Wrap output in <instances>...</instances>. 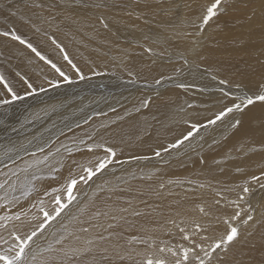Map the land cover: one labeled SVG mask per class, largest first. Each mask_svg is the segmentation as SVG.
I'll list each match as a JSON object with an SVG mask.
<instances>
[{
  "label": "bare ground",
  "instance_id": "obj_1",
  "mask_svg": "<svg viewBox=\"0 0 264 264\" xmlns=\"http://www.w3.org/2000/svg\"><path fill=\"white\" fill-rule=\"evenodd\" d=\"M3 1L4 0H0V14L3 13V16H8V15H4V13H8V14L15 15V16L17 14L19 16L18 14V7L20 6L19 0H12V3L9 2L8 6L7 4H2ZM23 1L26 3H28L29 1V6L34 10L33 11L29 9L31 14L38 13L39 15H43V12L39 10V8H37V5H43L42 2L46 3L47 4L46 6H51L50 8H47L48 9L47 17H48L49 23H52L50 24L52 32L57 33L58 35L56 37L58 39H61L62 42L66 44V46H68V41L65 38L66 33L70 34L71 37L73 36V38H75V44L74 45L71 44L72 47L69 46V49L67 47V50L71 58L74 59L76 62L78 61L77 55L83 53V50L81 48L82 44L80 45V43H83L84 41L87 40L85 37V33L82 30L89 29L91 30V33H94L93 31L97 27L98 30H96L97 32L96 34H98L99 39H102V40L107 39L106 33H104L103 30L99 29V23L96 24V21L99 17L96 13L114 9L108 6L115 5L117 4V2H120V1L115 0V1H111V3H102L103 0L102 2L100 1L98 2V0H89V1H95V3H88V0H87L84 2L85 6H83V2L81 0L80 3H77L76 5L78 6L82 5V6L77 7L76 12H72V8H74L72 7L73 6L72 4L74 3L72 2V0L71 1L70 0H33L32 2L30 0H23ZM138 1L133 2V3L130 2L131 5L127 8L129 9L128 11H131V10L134 11L133 8L135 9L138 8L136 7V5L139 6V4L137 3ZM161 1L163 2L165 0H161ZM229 1L231 3H237L240 0L239 1L229 0ZM145 2H147V0H145ZM162 2L158 1V3H162ZM150 3H152V1ZM126 4L124 5L126 6ZM176 4L177 6L180 4V6L178 7L182 10L183 5H181V2L178 1ZM11 5L12 7H10ZM117 7L119 8V6ZM123 7L120 6V9ZM262 9H264V6H262ZM181 10H178V11H181ZM234 10L230 12L229 9H225V14L231 20L233 18L232 16L236 14L244 13L243 11L244 9L242 8L237 9L238 10L237 12ZM115 11H117L118 13L120 12V10H115ZM219 11L217 12V14L219 13ZM121 12L123 13L126 12L125 8L121 9ZM127 14L131 15V13L129 12ZM217 14L213 19L210 20V22L212 23L211 32L207 33L205 31V33H203L204 35L208 36L207 38L209 39L210 42L206 41L205 39V46L203 45V48L201 49L202 47L201 44L203 43L200 40L203 38H199L197 41V44H198L197 46L198 48L196 47L197 50L195 51L191 50L190 56L192 57V60L187 59V57L181 55L182 59L178 58L176 60L180 62H176L172 64H164L165 63L164 57L158 55V57L160 58V60L158 61L159 65H155L156 63L152 59H150L149 56H145L141 51L139 53L138 51L140 49L136 48L138 49V51H136L138 52V54H136L135 56L131 58L130 64L128 63L126 65L124 64L125 66L123 67L118 65L120 62H117L115 64V63H112L114 61L110 62V60L94 61V65H95L94 68L97 72L101 70H108V71L112 70L113 73H116L117 71L123 74L124 78L129 79L127 83H124V85H117V83H104L105 84L104 85L103 83H97V82L93 84L92 82H90V78H93L95 76H91L88 78V75L90 76L93 73H96V71L92 68L91 69L88 68L86 64L79 65V68L82 71V75L84 78L83 79H81L80 77L77 78V75L74 74V72H72L73 71L72 65H70V70H69L65 64V61H66L65 55H67L68 60H71L68 54L64 52L63 60L58 59L59 57V56L57 57L58 51L53 46L59 47V45H57L58 43L56 44L54 42L56 39L51 33L48 34L50 36L49 39L45 38L46 41H44L42 38L36 37L26 27H20V32L29 41L34 43L39 48L38 49L39 51L45 54L43 55L44 59L48 58V59H52L53 61H55V62H50L52 65L56 64V61L59 62L57 63V65L59 64V66L56 65L57 68H62L64 71H66L64 73L68 75L69 78H71L70 83L64 82L63 84H60V86H58L57 88L54 86L55 88L52 91H48V92L46 91L43 93H36V92H38L37 91L38 89L39 90L41 88L45 89L46 87H50L51 85L55 83L63 82L62 81L63 79H61V77L59 76V73L57 71H55L54 73V71H51L46 66H38L39 68H33L29 70L30 68H29V65H27V63L32 64L33 62L36 61L35 56H33L32 52L25 50L24 47L22 46H25V47L27 46L20 44L16 40H13L11 36L5 37V36L0 35V75L4 76V78L11 85L15 87V89L18 91L20 96L22 94L25 95L31 91V94H28V96L26 95L27 97L21 96L23 97V99L14 101L9 105H4L5 107L4 106L3 107H4V110L6 109V113L11 112V111L15 112V110H17L20 114V118L26 121L29 120L30 118L34 119L36 115L39 116L42 113L45 114L47 117L50 116L51 114L61 113L64 116V121L70 122L71 121L70 116L67 115V108H69L68 105L74 103V106L76 108H79L80 105H82L81 103L83 101H89L88 103L86 102L84 103L87 105H90V107L87 108L86 113H79L74 118V120L77 123H80V119L89 112L88 117L90 118V120L87 121L88 123L83 122L84 124H81L82 125L81 127L76 126L73 129L66 132L65 134H63L60 131L56 132L55 134L50 132L51 137L46 136L45 140L43 139L41 140L40 138L39 140H37V144L38 145L41 144V148L44 147L45 144L49 145L50 147H48L47 150L35 156H26V157L25 155L28 154L29 152L25 150L22 156L20 157L21 159L18 156L14 155L12 152L10 155H8V156H11L13 159H16L15 160L16 162L15 164H12V162L9 161L10 162V166L8 167L9 170L0 172V173L2 174L8 173L10 176V179H8V182L11 183V181L15 179L14 177L11 176V172L15 171L18 173L17 175H19V177L21 178L25 177L26 181L28 182V184L24 183V185H22V186L28 187V189H26L25 191L26 196L19 200H14V202L1 197L2 194L10 193V190L14 189V188L9 187L10 185L9 183L5 185V187L3 188L4 190L2 192L0 191V198H1L0 216H4V215L14 216L15 214L19 213L21 217L20 220L18 221L12 220V221L5 222L7 223L9 230L12 229L13 226H16V224H21L23 232L24 231L26 232V230L28 232L32 230L31 228H33L34 226L30 224V221H31L30 219H31V216H33V214H35L36 211L41 213L40 210L43 208V212L46 211L50 213L53 209L56 210L57 208H59L60 205L56 203V197L57 196L60 197V204L61 203L63 204L65 200H67L68 193L66 190V182L69 180L70 175L76 177L79 180V176L85 174L83 173L80 165L83 164V165H87L90 167L95 166L98 160L103 159L107 155L105 151L106 148H111L116 153L114 157H111L112 162L110 163V165H107L106 168H104L102 171L98 172L95 176H93L91 180H88L87 182L88 184L83 181H79L77 185L73 188L72 196L73 197L78 196L79 198L83 194L85 189H86L85 192L87 194H90V196L96 195L100 191H108V192L105 194H103L102 192H100L102 194L98 193L96 195L97 197L95 198V200H92L91 203H87L86 200H84L85 203L80 205V208L74 209L73 212H69V215L71 216V220L69 222L67 221L66 223L61 224V226H63L64 229L57 230L56 228L57 224L54 223V225H48L46 229L44 228L46 230V232L44 231L45 234L42 232L44 236H48V238L51 237L53 234L52 238L54 240H57V238L58 239L64 238L67 242L68 240H70V237L74 239L75 241H77V238H80L82 235L88 236V238L87 237L84 238L86 239L85 242L88 243L86 247H83L81 249L73 248L71 250L74 254L78 256V262L76 264L88 263V261H90L93 257L90 256L89 254L81 255L80 253L81 252L86 253L87 250L92 249L94 247H97L98 249L105 247L106 252H107L106 258L109 262L101 261L99 263H96V261L93 260L89 264H111V258L109 255L113 254L115 245L119 244L118 240L120 236L118 235V233L119 231H121V229L117 227V223H118L117 218L112 217L114 212L118 213V215L122 218L126 226L130 227L135 232L136 235H140L143 239L146 238L148 240H151V242H162L161 240L167 242L166 241L167 238L170 237L171 242L178 243V244L181 243V246L183 245L187 247V246H190V244L193 241L200 242L198 233H201L202 231H204V230L197 231V229L192 227L195 224L191 223L187 219H190L192 215L207 213V212H202L200 210L201 208L205 207L204 204L201 203V200L205 199L204 197H207V196L215 197L213 195H208V194H211L220 188V184L216 180L222 177L224 173L218 174L215 170L220 169L222 167H226V166H228L229 169L231 167H237L238 169L241 168L242 169L240 170L241 175L234 176V177H239L241 187L246 182L249 183L250 187L259 185L258 183H251V178L253 176L261 177V180L264 181L263 180L264 177H262V174L264 175V168L260 169V164L261 162L264 161V155L253 157V155H258L260 153L259 151H262L261 149H264V121H263L264 119H260L264 115V103H260V104L255 103L254 105L249 106L247 109H245L243 116L241 117V120L238 117H236L240 121L239 125H237L238 127L236 126L235 128L236 130L231 132L233 128L232 129L229 128V132H227L229 134H226L224 136H220L222 135L220 133L222 132L224 133V131L227 129L225 128V126L222 127V124L225 123V121H227V125L229 124L232 118L230 115L232 113L228 114L227 116L223 117L222 119H220L219 121L215 123L210 122V124H208L209 123L208 121L217 115L216 114L217 110L215 111H212V110L216 109L218 104L222 102L220 101L221 99H225V103L221 108L230 106L234 102L233 99L225 98L223 96L218 95L217 93L219 92L215 91V89L223 88L224 90L229 92L232 95V97H234L236 95H243L239 92L241 90V86L245 85L244 87L248 88L253 94L258 90L259 85L262 82H264V68H263L264 49L259 50L257 48V44L255 43V33L250 32L248 33V35L246 33L243 35H239V37L241 36L240 43L238 41L234 42L235 40L234 38L236 35H233L230 30L231 24L226 23L225 18L221 15L217 16ZM132 15H134V13ZM123 16L124 15L122 14V17ZM262 17L264 18V10L262 13ZM69 20H71L77 27L71 25ZM120 20L121 19H119L118 23H120ZM257 20L259 22H262L261 19L257 18ZM103 21L105 23V20ZM11 22L12 21H10V23ZM2 23H3V20L1 19V15H0V32H3V31L11 32V30L1 26ZM146 24L147 25L145 26H148L150 28L149 30H151L154 33H155V29L157 28H161L163 30L157 33L158 37L157 35L151 34L150 31L145 32L144 30H141V31H144L142 34L139 32H135V34H139L141 37L148 35V38H149L148 40L155 42L156 46L159 44V42L164 43V44L169 43V35L164 32L165 28H163L162 25L160 27V25H158L157 23L151 24L150 21L147 22ZM234 25L236 26V24ZM140 26H143V25H140ZM177 27H178L177 24L173 25L174 31H176ZM180 28L178 29L181 30ZM12 31H15L16 34L19 35L15 29H13ZM260 32H261L260 35L264 36V28H262ZM39 33H42V32L39 31ZM170 33H173V32H170ZM60 34H63V36L60 37L59 36ZM87 34H90V33H87ZM80 35L82 37H80ZM215 39L216 41H214ZM3 42H8V45L4 47ZM134 42L137 45L140 44L142 47H147L146 45L143 46L144 43L139 42V38H136L135 41H132V43ZM233 42L238 44L236 48L232 47ZM50 43H53L54 45L52 46ZM178 44L179 45L170 44V46L172 48H177V47L180 48L184 46L181 43H178ZM242 44H246L248 47H250L252 50L255 51L254 53L255 58L253 62L251 63V66L249 67V69H245V70L229 69L233 59H240V58H237V56L243 53ZM131 46L136 47L134 45H131ZM147 48H149V46ZM184 51L188 55L189 50L188 51L184 50ZM110 55L112 56V53H110ZM177 56L178 54L176 55V57ZM44 59H41V60L44 61ZM168 60L171 61L170 59ZM36 62L38 65H40L38 60ZM202 66H204L207 70L204 69ZM98 67H100L101 70H97ZM38 69L42 73L40 77L41 79L37 76H28L27 78V84L31 83L33 86V89H35V91L33 92L32 90L28 89L27 84L23 82L22 78L20 79L17 78L16 74L23 75L26 72L32 73V72L37 71ZM178 71H181V72H178ZM185 71L187 72V74ZM205 71H209L211 72V74L205 75L203 73ZM170 75H174L172 77L174 80H177L178 78H184L183 80L189 81L190 84L193 83V86H189V87L184 86L186 87V89L183 90L181 89L182 84L177 81L178 84L176 83L175 85L170 86V87L167 86L168 87L167 89H164L163 86H162L163 89L161 90L151 89L152 85H150V83L152 82L157 83V81L167 78ZM75 79H80V80H75ZM139 80L145 81L146 83L141 84L142 82L140 83ZM220 80H227L229 81V84L221 85L219 83ZM76 81H79V82L77 83ZM137 82L140 84H137ZM91 84H93L94 86H91ZM236 85H239V87H236ZM190 87H198L199 91L195 92L191 90ZM201 89H204L205 93H207L202 96L204 97V99L206 98V99L211 100V102L208 104L211 105L212 108L208 109L206 108V105H202L205 111L201 113L193 112L189 114L190 121L186 125L175 124L174 122L178 123V121H174L175 120L174 113L178 115V112H179L178 105H180V103L185 99V96H184L185 93L195 95V96H201V93H203ZM2 90H3L2 86H0V91ZM250 91H248V94L252 95L250 94ZM107 92H110L113 97L111 98V96L107 94ZM152 93H156L154 94L155 96L154 95L151 96L145 102L142 101L144 99L146 100V97ZM114 97L116 101L119 100L121 103H124V105L121 104L120 105L121 108L119 109L117 106L114 109H106L103 105L105 103L107 104L108 100L106 99L111 98L112 100ZM96 99H98L97 102H95ZM128 100L130 101L129 105L125 104V102ZM205 102L207 103V101ZM191 103L193 104L194 102L192 101ZM11 115L12 116H9V117H12V120L10 122L13 123L14 120L16 119L18 120V117H15L18 114H11ZM40 120L42 121L43 119H40ZM200 123H203L201 124L202 126L201 128H199L198 130L195 129L197 131L194 130L191 133V135L187 137V139L180 141L178 144L172 146L166 152V156L169 157V160L167 161H170L168 162L170 164H167V162L163 161L161 158H155V159H152L151 161L149 157H144V156H147L148 154L155 153L156 151H153V152L151 151L153 148L154 150H158L162 148L163 146L166 147V145L174 143L176 140L180 139V137L185 135L189 130H191L194 126L198 125L199 127ZM233 125L235 126L236 124L234 123ZM99 128H102V129L105 128L106 130L105 132H102L101 134H98V135L96 134L97 135L96 138L87 145V143L83 141V138L89 135L92 131H96ZM62 130H65V129H62ZM203 130H206V131H203ZM14 131L16 132V130ZM200 134H201V139H197V137L200 138L199 136ZM56 136H57V140L55 139L54 141V138ZM190 139H192L191 141L195 146L192 149V151L195 153L192 152L193 154L191 156H187L188 158L186 157L187 160H182L181 162L179 161L180 162L179 164L174 163L175 160L171 161L174 159L173 155H175V153L178 154L177 150L180 147H184L185 143H187ZM155 140H159L160 142H158L156 145H154L151 148L152 143ZM68 143L69 145L66 148H62ZM21 144L23 143H20L18 145H21ZM71 144H74V146H71ZM89 146H92L91 151H89ZM238 146L241 147V150L244 153L242 155L243 157L246 156L245 158H242V159L236 158L237 156L233 154V152L238 151ZM253 146H257V147H255V149H253L251 153V150L249 149V147H253ZM53 149H55V151ZM257 149L258 151H256ZM188 151H191V150H188ZM239 155L240 154L238 153V156ZM46 156L49 157V162L41 161V159ZM163 156H165V154H163ZM224 156H230V159L232 161L223 163ZM50 157H54V158L52 159ZM122 158L123 159L130 158V159L127 161L119 162V160ZM37 160L41 162L36 164V166H34L37 168L32 174L27 176V173L29 170L21 171V169L25 168L26 165L29 164L28 163L29 161H37ZM113 161H117L119 164L113 165L112 164ZM152 164L157 165V166L152 168ZM140 165H142L141 167H143V171L140 170L141 173L136 174L134 171H136L137 167H139ZM159 165H161V167H158ZM127 167L131 168V172L133 175L127 174L126 177L122 180L121 175ZM111 172L113 173V175L114 174L115 175L113 177L108 178L105 181L104 187L100 186L103 184V182H101L100 180H103V177L109 175L108 173H111ZM147 173L151 174V177L149 176L150 179L147 181L141 182L140 181L141 176L144 177L145 174ZM129 175H132V176H129ZM0 179L5 180L6 177L0 176ZM171 179H181V180H185V182L187 183L196 181V182H199L200 184L199 186H194L192 184L191 185L183 184V187H186V188L193 187L194 190H184L183 192H176V193L168 192L169 194L174 195V196H170L167 194L162 195L161 192L164 191V187H161L160 184L165 185L166 182L168 180L171 181ZM4 180L2 182H4ZM118 180H120L122 184L117 183V185H113V183ZM124 182L125 183L129 182L130 184L127 185ZM29 183L31 185H29ZM84 183L86 185L85 189H81L82 184ZM175 183L177 184H173L174 186L178 185L180 182H175ZM146 184H150V185L145 186ZM106 188L108 190H105ZM14 190H16V192L14 193H18L17 189H14ZM27 190L29 191L31 190V192H28ZM53 190H57V191H53ZM150 192H156L157 194L156 197L150 195L151 194ZM263 195L264 194H262V196ZM90 196H86L87 200L88 198H90ZM142 197L147 198L148 201H145V202L140 201ZM41 201L43 203H41ZM10 202H13V203H10ZM53 202L56 204L53 205ZM1 203L8 204L6 207L9 209L7 208L5 209L2 207L3 209L1 210ZM153 204L159 207H162L163 211L161 212V210L158 209L157 207H152V208H156L157 210H153V211L149 210L150 206H153ZM96 205H99L100 208L99 207L96 208ZM95 208L99 210H95ZM93 210H94L93 212L94 214L92 216H94L95 218H98V220L95 219L96 223L103 224V222L105 221L108 222V229L110 233L107 236V242L102 243L101 245H98V242L96 240L89 238V236H101V235L94 234L93 232L88 233V231H84V229L86 228L85 223L89 222L88 221L89 219H85V215L91 214ZM64 215L66 216L67 213L65 212L63 216ZM109 215L112 218H108ZM169 217L176 218L179 220L177 222L174 221L172 225L170 226L167 224L169 219H171ZM40 219L42 220V218ZM151 219L157 220L155 228H153L152 226L155 223H153ZM34 221L32 222L34 224H37ZM253 223L256 224L257 220L254 221ZM90 225L92 227L96 226L95 224L91 222H90ZM161 225L165 226L166 228L168 226L171 229L170 232L172 234L169 233L167 230L165 231L161 230ZM204 225L205 227L201 229H206L207 233L212 238H214L215 235H212V233H216V230L218 227V224L216 223V221L215 220L210 221L207 217ZM181 228L185 229L184 233L180 231ZM258 229H264V219H261L259 225H256V230L253 231L252 233H257ZM78 232H80L81 236L77 234ZM83 233H85V235ZM8 234L9 233L7 230L0 229V235H3L5 239L9 237ZM185 234L192 237V240L190 241L183 240L182 236ZM250 234L251 233H249L248 236H250ZM44 236L41 237L40 235L39 237H35L34 242L39 241ZM251 237L252 236L248 237V239L250 240ZM256 237L258 238V236ZM50 240L51 239H49L47 243H49ZM55 243L57 244V242ZM66 245H63V247H60L58 249H53V251L47 253L45 258L43 259L51 258V259H54L55 261L60 260L61 253L68 252L66 251V249L70 250L72 248L71 246L67 247ZM122 245L127 246V249L125 252H119L116 254L117 262H113V264H134V263H138L140 260H144L143 259L144 257L146 256L150 257V255H152V253L151 254L148 253L151 251L145 248L139 249L137 250L138 252L134 253L133 251L134 249H132L130 245H127V244H122ZM257 245L261 246V248H263L264 246V236L262 233H261V240L259 244ZM54 246L56 245H53V248ZM262 250L264 251V249H261V251ZM257 258L248 257V259L246 260H248L249 264H251V261L256 262ZM68 260L70 259L68 258ZM72 262L73 261H71L70 263ZM37 264H39V262H37ZM63 264H67V263H63Z\"/></svg>",
  "mask_w": 264,
  "mask_h": 264
},
{
  "label": "rangeland",
  "instance_id": "obj_2",
  "mask_svg": "<svg viewBox=\"0 0 264 264\" xmlns=\"http://www.w3.org/2000/svg\"><path fill=\"white\" fill-rule=\"evenodd\" d=\"M19 1H20V4H19L20 5L19 6L20 8L18 7V14H19V16L17 14L15 16V15H11V14H8V13H4V15H8V16H3V13H1L0 14L1 15V19L3 20V23L1 24V26L5 27V28H7V29H9L11 31L13 29H15L17 31V33L19 34V36L21 37V39L25 40L27 43H30L40 53L41 56H43L45 54H43L41 51H39L38 50L39 48L34 43H32L31 41H29L20 32V27H26L36 37L42 38L44 41H46L47 38L49 39L50 36L48 34L51 33L55 37V39H56V40L54 39L55 40V43L56 44L58 43L57 45H59V47H57V46H53L54 45L53 43H50L58 51V52L56 51L57 52V57L59 56L58 59L63 60L64 52H66L68 54V56L71 58L70 54L68 53L67 47L69 49V46L72 47V45L75 44V38H73V36L71 37L70 34L66 33L65 34L66 35L65 38L68 41V46H66V44L64 42H62L61 39H58L56 37L58 34L55 33V32H52L51 25H50L52 23H49L48 17H47V15H48V9L47 8H50L51 6H46L47 4L44 3V2H42L43 5H37V8H39V10H41L43 12V15H44L43 16V15H39L38 13L31 14L30 10H33V9L29 6V1H28V3L24 2L23 0H19ZM30 1L32 2L33 0H30ZM80 1L81 0H78V1L77 0H72V2L75 3V4L74 3L72 4L73 5L72 7H74V8H72V12H76V8L82 6V5H79V6L76 5L77 3H80ZM85 1H87V0H82L83 6H85L84 5V2ZM99 1L102 2V0H98V2ZM111 1H115V0H103L102 3H111ZM117 1H120V2H117V4L110 5L108 7H112L115 10H120L119 13L117 11H115L114 9H110V10H106L104 12H98V13H96L99 16L98 19H97V21H96V24L99 23V29L100 30H103L104 33H106L107 39H103V40L102 39H99L98 34H96L97 33L96 30H98L97 27L93 31L94 33H91V30H89V29L82 30L85 33V37L87 39L83 43H80V45L82 44L81 48L83 50V53L77 55V59H78L77 62L74 59L71 58L72 64H75L78 69H80L79 68V65L80 64H86L88 68H90V69L92 68V69L95 70V68H94V66H95L94 65V61H98V60H110V62L114 61L112 63H115V64L117 62H120L121 64L119 63L118 65L121 66V67H123L127 63L130 64L131 58L133 56H135L136 54H138V52L140 53V51L145 56H149V58L152 59L156 63L155 65H159V62L158 61L160 60V58L158 57V55L164 57V62H165L164 64H172V63L180 62V61H176V60L178 58H181V55L187 57V59L192 60V57L190 56L191 50H194V51L197 50V48H198L197 47L198 46V44H197L198 39L199 38H203V39L200 40L203 43V44H201V46H202L201 49L203 48V45L205 46V39H206V41H209V39L207 38L208 36L204 35L203 33H205V31L207 33L208 32H211V24L212 23L210 22V20L213 19L216 15L214 17H212L208 21L207 24H204L203 23V17H204V15H206V8L209 7L214 2V0H187V1L186 0H165L163 2L161 0H147V2H145V0H143V1L142 0H139V1L138 0H117ZM136 1H138L137 3L139 4V6L136 5V7H138V8H136V9L133 8L134 11H132V10L131 11H128L129 9H127V8L131 5L130 2L133 3V2H136ZM151 1H152V3H150ZM158 1H160L162 3H158ZM178 1H180L181 2V5H183L182 6V10L178 7V6H180V4L178 6L176 4ZM184 1H186V2H184ZM9 2L12 3V0H4L2 2V4H7V6H8V3ZM88 3H95V1H89L88 0ZM121 3H123V4H121ZM126 3L128 4V6H127ZM124 4H126V6ZM116 5L119 6V8ZM221 5L222 6H220L217 9V12L220 10L219 13L217 14V16H219V15L223 16L225 18L226 23L231 24L230 30H231V32H232L233 35H236L235 38H234L235 39L234 42H237L238 41L240 43L241 36L239 37V35H243L245 33L248 35V33L253 32V33H255V43L257 44V48L259 50H263L264 49V47H263L264 46V36H261L260 35L261 34L260 30L262 28H264V18L262 17V13H263V10H264V9H262V6H264V0H240L237 3H231L229 0H221ZM114 6H116V7H114ZM120 6L121 7L124 6L121 9H124L125 8V11L126 12H124V13L126 15L123 12H121ZM10 7H12V5ZM23 7H24L25 10L23 9ZM239 8L244 9L243 10L244 13L243 14L242 13L241 14H236V15L232 16L233 17L232 20L229 17H227V15L225 14V9H229L230 12L235 9L234 11L237 12L238 11L237 9H239ZM12 10H14V9H12ZM135 10H137V11H135ZM178 10H181V11H178ZM128 12L131 13V15L134 13V15L131 16V15L127 14ZM122 14L124 15L123 17H122ZM181 14L184 15V16H182ZM41 17H43V18H41ZM45 17H47V18H45ZM257 18L258 19H261L262 22H259L257 20ZM119 19H121L120 20V23H118ZM101 20H105V23L107 24V27L103 26L105 23H102ZM10 21H12V22L10 23ZM149 21L151 22V24H154V23L156 24L157 23L158 25H160V27L162 25V27L165 28L164 32L169 35V43H167V44L165 43L164 44V43H160L159 42V44L156 46L155 45V42H152L151 40H148L149 39L148 38V35H145L144 37H141L139 34H135V32H139V33L142 34L144 31L145 32L150 31L151 34L157 35V37H158V34L157 33L159 31L163 30V29L157 28V29H155V33L152 32L151 30H149L150 28L148 26H145V25H147L146 23L149 22ZM195 21H196V23H195ZM245 21H246V23H245ZM44 22L47 24V26H46V24ZM69 22H70L71 25L76 26L71 20H69ZM174 24L175 25L176 24L178 25L176 31H174V28H173V25ZM182 24H184V25H182ZM234 24H236V26ZM140 25H143V26H140ZM11 26H12V28H11ZM186 27H188V28H186ZM31 28H33V29H31ZM38 28H39V30H38ZM178 28H180L181 30H179ZM141 30H144V31H141ZM39 31L42 32V33H39ZM170 32H173L174 34L173 33H170ZM87 33H90V34H87ZM127 34H129V35H127ZM257 35H259V36H257ZM59 36L61 37V36H63V34H60ZM80 37H82V36L80 35ZM136 38H139V42L144 43L143 46L146 45L147 47L149 46V48L142 47L140 44L137 45L135 42L132 43V41H135ZM71 39H72V41H71ZM216 39L214 41H216ZM73 40H74V42H73ZM100 40H101V42H100ZM17 42H19V41H17ZM234 42L232 44V47H235L236 48L238 46V44H236ZM3 43H4V47H6L8 45V42H3ZM27 43L22 44V45H26L27 46ZM108 43H110V44H108ZM178 43H181L184 46H182L180 48L179 47L172 48L170 46V44L179 45ZM131 45H134L136 47H132ZM242 46H243V49H242L243 53H241L239 56H237V58H240V59H233L232 62H231V65L229 67V69L245 70V69H249V67L251 66V63L253 62V60L255 58L254 57L255 51L252 50L250 47H248L246 44H242ZM22 47H24L25 50H27L29 52H32L33 56H35V60L36 61L38 60L39 61V64H40V65H38L36 61L33 62L32 64L27 63V65H29V68H30L29 70H31L33 68H39L38 66H46L47 68H49L51 71H54V73H55L57 66H59V64L57 65V63H59V62L56 61V64L55 65H57V66H56V68H53L52 67V64L50 62H55V61H53L52 59L45 58L44 59L45 62H44L43 60L39 59L40 56L36 55V53L33 52L29 47H25V46H22ZM136 48H139L140 50L138 51V49H136ZM132 50H133V52H132ZM134 50H135V52H134ZM159 50H160V52H159ZM184 50H187V51L189 50L188 51V55H187V53ZM136 51H138V52H136ZM110 53H112V56L110 55ZM177 54H178V56L176 57ZM168 59H170L171 61H169ZM65 64H66L67 68L70 70V65H72V64H69L68 60L65 61ZM202 67L204 69H206L204 66H202ZM263 68H264V63H263ZM59 69L61 71H63V72H66L62 68H59ZM72 70H73L72 72H74V74L77 75V78H79L80 75L77 74L76 69L72 68ZM97 70H101V68L98 67ZM37 72H39V73H37ZM80 72H81L80 74H82V71L81 70H80ZM178 72H181V71H178ZM203 73L205 75L211 74V72H209V71H205ZM41 74L42 73L38 69L37 71L32 72V73L26 72L23 75L16 74V76L19 79L22 78L23 82L25 84H27V78H28V76H37V77L40 78L41 77ZM120 74L121 73L120 72H117V71H116V73H113L112 70H109V71L108 70H101V71H98V72L96 71V73H93L90 76L88 75V78L91 77V76H95L93 78H90V82H92L93 84H95V82H97V83H103V84L104 83H117V85H124V83H127V81L129 79L124 78L123 77V74H121V76H120ZM186 74H187V72H186ZM173 76L174 75H170L168 77L166 76L167 78H164L162 80H159V81H157V83L156 82L150 83V85H152V88L151 89L152 90H161V89H163L162 86L164 87V89H167L168 87L173 86L176 83L178 84V82H180L182 85H184L186 87L193 86V83L190 84L189 81L183 80L184 78H178L177 80H174L172 78ZM106 77H107V79H106ZM119 77H121V78H119ZM61 79H63V78L61 77ZM131 79H133V78H131ZM75 80H80V79H75ZM114 80H116V81H114ZM62 81L63 82H60V83L58 82V83H55V84L51 85L50 86L51 88L50 87H46L45 89L41 88L43 90H41V89L39 90L38 89L37 90L38 92H36V93H43V92H46V91L47 92L48 91H52L55 87L57 88L58 86H60V84H63L64 82L65 83L67 82V81H64V80H62ZM76 82L78 83L79 81H76ZM139 82L140 83L142 82L141 84L146 83L145 81H140V80H139ZM140 83L137 82V84H140ZM154 83H156V84H154ZM93 84H91V86H94ZM52 86H53V88H52ZM244 86L245 85L241 86V90L239 91L241 94L248 93V91H250L248 88H246ZM186 87H181V89L185 90ZM190 88H191V90H193L195 92L199 91V88L198 87H190ZM34 91H35V89H34ZM201 91L203 92V93L200 92L201 93V96H195V95H191V94H186L185 93V95H184L185 96V99L182 101L183 103L181 102L180 105H178V107H179L178 115L180 117L177 114L174 113V116H175V118H174L175 120L174 121H178V123L174 122L175 124L186 125L190 121V115L189 114H191L193 112H200L201 113V112L205 111L204 108L202 107V105H206V108H208V109H211L212 108L211 105L208 104V103L211 102V100L210 99H206V98L204 99V97L202 96V95L207 94V93H205V90L204 89H201ZM215 91L219 92V93H217L218 95L225 97L223 95V93L220 91V89H215ZM107 94H109L111 96V98L113 97L110 92H107ZM154 94H156V93L150 94L149 96L146 97V100L144 99L142 101L143 102L147 101L148 98H150ZM250 94H252L251 91H250ZM26 95L28 96V93L25 94V95L22 94L21 96L27 97ZM38 95H40V94H38ZM111 98L110 99H106V100H108L107 104L106 103L103 104L106 109H114V108H116V106L119 109V108H121L120 107L121 104L124 105V103H121L119 100L116 101L115 97L112 100H111ZM225 98L232 99V95L230 94L229 97H225ZM97 101H98V99H96L95 102H97ZM192 101L194 103H196V104H194V103L192 104L191 103ZM205 101H207V103ZM220 101H222V102H220L218 104L217 108L212 110V111L217 110V113H216L217 115L222 110H224V108H221V107L224 105L225 99H221ZM84 102L88 103L89 101H83L81 103L82 105H80L79 108H76L74 106V103L70 104L71 107H70V105H68V107L70 108V110H69V108H67V115L70 116V119H71L70 122L64 121V116L61 113L51 114L50 116H48L49 118L45 114L42 113L39 116L38 115L35 116L34 119H36V120H34L33 118H30L29 120L26 121V120H23L22 118H20V114H19V112L17 110H15V112L14 111H11L12 113L11 112L6 113V109L4 110V107L5 106L4 105H3L4 107L3 106H0V137H1L0 138V157H3L5 153H7V155H10L11 152H12L14 155H16V156H18L20 158L22 156V154L24 153L25 150H27L29 152L28 154L25 155V157L26 156H33L32 153H35V155H37L39 153H42L40 151L41 144H39V145L37 144V140H39V138L41 140L42 139L45 140L46 139V136L51 137L50 136L51 133H54L55 134L56 132H59V131L62 132L63 134H65L66 132H68L69 130L73 129L76 126L81 127L82 126L81 124H84L83 122L88 123L87 121L90 120V118L88 117L89 116V112L87 114H85L80 119V123H77L74 120V118L76 117L77 114H79V113H86L87 112V108L90 107V105H87ZM143 102H142V104H143ZM234 102H237V101H234ZM260 103L261 102H257V104H260ZM83 104H84V106H83ZM125 104H128L129 105L130 104V101L129 100L126 101ZM175 108H177V107H175ZM3 110H4V112H3ZM188 110L190 111V113H189ZM243 113H244V111L242 113H237V114H236V112L235 113H232L230 115L232 118H231V120H230V122L228 124L229 126L227 125V121H225V123L222 124V127L225 126V128L227 130H225L224 133L223 132L220 133V134H222L220 136H224L226 134H229V133H227V132H229V128H231V129L233 128L232 131L230 129L231 132L235 131L236 130L235 129L236 126L239 125V124L236 123V120H239V119L241 120V117L243 116ZM261 113H263V112H261ZM11 114H18V115L15 116V117H18V120L17 119L14 120L15 123H14V121H13V123L10 122L12 120V117H9V116H12ZM134 114H136V113H134ZM134 114H132V115H134ZM216 116L214 118H212L213 121H215V122L219 121V120H216ZM236 117H238L239 119L236 118ZM40 119H43V120L41 121ZM212 119L208 121L209 122L208 124H210V122L212 121ZM260 119H264V115ZM179 122H181V123H179ZM231 122H232V124H231ZM234 123L236 124L235 126L233 125ZM201 124H203V123H200L199 124V127H198V125L194 126L195 128L193 127L191 130H189L185 135H183L182 137H180V139L176 140L174 143L168 144V145H166V147L163 146L162 148H160L158 150H154V148H153L151 151L152 152L153 151H156V152L153 153V154H148L147 156H144V157H149V159H151V161H152V159H155V158H161L163 161L167 162V164H170V163H168L170 161H167V160H169V157L166 156V152L172 146H174V145L178 144L180 141L184 140L185 137H189L190 136L189 133H192L195 129L198 130L199 128H201L202 127ZM79 127H77V128H79ZM219 127H220V125H219ZM13 128H15V129H13ZM62 129H65V130H62ZM14 130H16V132ZM105 130H106L105 128H103V129L102 128H99L96 131H92L89 135H87V136H85L83 138V141L86 142L87 145H88L89 143H91L96 138V136L98 134H101L102 132H105ZM197 130H195V131H197ZM203 131H206V130H203ZM60 134H58V135H60ZM57 136L54 138V141H55V139L57 140ZM199 136H200V138L197 137V139H201V134ZM23 137H24V139H23ZM191 140L192 139H190L187 143H185L184 147H180L181 148V149L179 148L180 150L179 149L177 150L178 154L175 153V155H173L174 156L173 157L174 159L171 160V161H174L175 160L174 163L179 164L182 160H187L186 159L187 156H191L193 153H195V152L192 151V149L195 146H194V144L192 143ZM154 142L152 143L151 148L154 145H156L158 142H160V141L159 140H155ZM12 143H14V144H12ZM20 143H23V144L18 145ZM15 145H16V147H15ZM68 145H69V143L67 145L63 146L62 148H66ZM71 146H74V144H71ZM242 146H244V145H242ZM48 147H50V146L45 144V146L42 147L43 151L47 150ZM255 147H257V146L249 147V149L251 150V153H252V150L255 149ZM31 148H33V149H31ZM53 150L55 151V149H53ZM188 150H191V151H188ZM261 150L262 151H259L260 153L258 155H253V157L260 156V155H264V149H261ZM256 151H258V149ZM157 152H159V155H157ZM52 153H53V151H52ZM238 153L240 154L239 156H238ZM163 154H165V156H163ZM233 154L235 156H237L236 158H241L242 159V158H245L246 157V156L243 157L242 154H244V153L242 152L240 146H238V151L233 152ZM49 156H51V155H49ZM44 158L45 157H43L41 159V161H43V162H49V157H47V160H45ZM50 158L53 159L54 157H50ZM180 158H181V160H180ZM129 159L130 158H127V159H123L122 158V159L119 160V162L127 161ZM223 160H222L223 163H227L229 161H232L230 159V156H224ZM9 161L10 160H8V159L5 158V159H3V162H0V172H4V171L9 170V168H8L10 166V162ZM219 162H220V160H219ZM28 163L31 164L32 166H31V168L30 167L27 168V170H29L28 173H27V176L30 175V174H32L36 170V168H37V167H34L37 164V163H35V161H29ZM5 164H7L8 167H5ZM112 164L113 165H117L119 163L117 161H113ZM108 165H110V163ZM141 166L142 165H140L139 167H137L136 171H134L136 174H140L141 173L140 170L143 171V167H141ZM155 166H157V165H153L152 164V168L155 167ZM158 167H161V165H159ZM261 168H264V161L261 162V164H260V169ZM1 169H3V170H1ZM240 170H242V169L241 168L238 169L237 167H231L229 169L228 166L222 167L220 169L215 170L218 174L224 173V175L222 177H220L218 180H216L217 182H219L220 188L217 189L216 191H214L213 193L208 194V195H213L215 197H209V196H207V197H204L205 199H202L201 200V203L204 204V206H205V207H203V209H204L203 212H207V213L192 215L190 217V219H187V220H189L191 223H194L195 224V225L192 226L195 229H197L196 228V225L197 224H199L201 226V228H204L205 227V225H204L205 224V220H206L207 217H208V219L210 221L215 220L216 223L218 224V227H217L216 233H212V235H215L214 237H218L223 232V230H224V225L222 223L223 218H225L227 216L233 215V213L235 211H241V217L242 218H246V213L250 212L253 215L254 219L251 222H249V224L247 226H243L241 228V237L236 242V244L232 246L231 250L228 252V254L226 255V257L224 258L223 264H233V262H235V261L242 262V264H249V261L246 260V259H248V257H250V258H257L258 257L257 258V261L256 262L251 261V264H264V251L263 250L261 251V249H264V246H263V248H261V246H258L257 245V244H259V242L261 240V233L264 236V229H258L257 230V233H252L253 231L256 230V225H259L261 219H264V195L262 196V194H264V189H260L259 185L254 186L255 188L252 187L254 189V193L249 197V203L252 202L251 203V208H249V203H244L243 201L240 202V206H239V208H237V206L235 204L231 203V201L237 200L238 194L241 193V186H240L239 177H234L235 175H241ZM108 174L109 175L103 177V180H100L101 182H103V184L100 185V186L104 187L105 186V181L108 178L113 177L115 175V174L113 175L112 172L111 173H108ZM127 174H132L131 168H129V167H127L124 170V172L122 173V175H121L122 180L126 177ZM132 175H129V176H132ZM0 176L1 177H4L5 175L2 174V173H0ZM149 176L151 177V174L150 173L145 174L144 177L141 176L140 181L142 182V181L149 180L150 179ZM12 177H14L15 179H13L11 181V183L8 182L10 184L9 187L10 188L17 189L18 190V193H14V192H16V190L13 189V190H10V193L11 194L10 193H4V194L1 195V197L2 198H6L7 200H10V201H13L14 202V200H19V199L24 198L26 196L25 195V191H26V189H28V187L27 186H22V185H24V183L25 184H28V182L26 181L25 177L21 178V177H19V175H15V176H12ZM262 177H264L263 174H262ZM3 180L4 179H0V182H2ZM175 182H180V183L178 185L174 186L173 184H177ZM117 183L118 184L121 183L120 180L114 182L113 185H117ZM251 183H254V182H251ZM125 184L128 185L130 183L129 182L128 183L126 182ZM183 184H186V185H188V184L191 185L192 184L194 186H199L200 183L199 182H196V181H194V182H188L187 183V182H185V180H181V179H171V181L168 180L165 185L160 184L161 187H164V191H166V192L162 191L161 194L162 195L163 194L164 195L167 194V195H170V196H174V195H171L169 193L183 192L184 190H194L193 187L192 188L183 187ZM29 185H31V184L29 183ZM148 185H150V184H146L145 186H148ZM85 186H86L85 183L82 184L81 189H85ZM200 187H202V186H200ZM31 189H32V187H31ZM3 190L4 189H2V190L0 189L1 192ZM85 190H84L83 194L79 198H78V196H74L75 198L73 197V199L71 200V202H69V199L67 198V200H65V202L63 203V205L66 204V207H64L60 211V213H59L60 215H56V213H55L56 211L53 209L51 211L52 213L51 212L49 213V214H51L54 217L51 220L44 221V219H45L44 212L40 210L41 213H43V214H41L38 211H36L35 214H33V216H31V219H30L31 220L30 221V224H32V226L33 225L34 226L35 225L37 226V227L36 226L35 227L33 226V228H31L32 230L33 229L34 230H37L38 236H36V237H39L40 235H41V237L44 236V234H45L44 231L46 232L45 229L48 227V225H54V223L57 224V226H56L57 230L64 229V227L61 226V224L66 223L67 221L69 222L71 220V216L69 215V212H73L74 209L80 208V205H82V204L85 203L84 200H86L87 203H91L92 200H95V198L97 197L96 195L98 193L99 194H102V193L105 194V193L108 192V191H100L102 193L98 192L96 195L90 196V194H87L85 192ZM105 190H108V189L106 188ZM27 191L28 192H31V190L30 191L27 190ZM150 193H151L150 195H152L154 197H156V195H157L156 192H150ZM86 196H90V198H88V200H87ZM75 199L76 200L78 199V200L76 201ZM0 200H1V198H0ZM140 201L145 202V201H148V199L142 197L140 199ZM13 202H10V203H13ZM209 202H210V204H209ZM55 204L56 203L53 202V205H55ZM7 205L8 204H6V203H4V204L1 203V210L3 208L6 209L7 208L6 207ZM97 207L100 208L99 205H96V208ZM152 207H157L158 209L161 210V212L163 211V208L162 207H159V206H157L155 204H153V206H150V209L149 210H151V211L157 210L156 208H152ZM85 208H86V206H85ZM96 208H95V210H99V209H96ZM7 209H9V208H7ZM61 212H63V213H61ZM65 212L67 213L68 216L67 215L66 216L65 215L63 216V214H65ZM93 212H94V210L92 211L91 214L85 215V219H89L88 220L89 222L85 223V226L87 228L88 233L93 232L94 234L101 235V236H89V238H92V239L96 240L98 242V245H101L102 243H106L107 242V236L110 233V231L108 229V222L105 221V222H103V224L96 223L95 219L98 220V218H95L94 216H92L94 214ZM112 217L117 218V220H118L117 227L119 229H121V231H119V233H118V235L120 236V238L118 240L119 241V244H116L115 245L113 254H110L109 255L110 258H111V264H113V262H117V258H116V254L117 253H119V252H125L126 251L127 246H123L122 244L130 245V247L132 249H134L133 250L134 253L135 252H138L137 250H139V249L145 248V249L151 251V252H148L150 254L152 253V255H150V257H152L154 259L155 258H163L166 261H168V264H172V261H173L174 257L172 256V254L170 252L167 251V249H169V248L179 249L181 247V243L178 244V243L171 242L170 241V237L167 238V240H166L167 242H165L163 240H161L162 242H151V240H148L146 238L143 239L140 235H136L135 232L130 227H128V226L125 225L124 221L118 215L117 212H114V214H113ZM112 217L110 215L108 216V218H112ZM40 218H42V220ZM104 218H106V217H104ZM169 218H171V217H169ZM178 220L179 219L171 218V219H169V221L167 222V224L171 226L174 221L177 222ZM256 220H257V223L256 224L253 223ZM32 221H34L35 223H37L39 225L42 222H44L45 223V227H44L45 229H43V231L40 232L39 225L34 224ZM151 221L153 223H155V224L152 225L153 228H155L156 223H157V220L156 219H151ZM90 222L93 223V224H95L96 226L95 227H92L90 225ZM162 225H164V224H162ZM162 225H161V230H164V231L167 230L169 233H171L170 232L171 229L168 226L166 228L165 226H162ZM15 228H16V230L21 235H23L25 233H30V231H32V230H30V231L27 232V230H26V232L25 231L23 232L22 225L21 224H16ZM249 233H251L250 236H252L250 240L248 239V237H250V236H248ZM77 234H79V236H81L80 232H78ZM83 234L85 235V233H83ZM8 236H9V234H8ZM52 236H53V234H52ZM52 236L49 237V238H48V236H44L39 241H35L34 242L33 248L38 253H40V255H38V257H37V262H39L41 258L42 259L45 258V256L47 255V253H49L48 251H45L46 249L49 248V245H51L52 249H58L60 247H63V245H66V243H67V245H66L67 247H69V246L72 247L70 250L69 249L68 250L66 249V251H68L69 254L67 256H65L64 255V252H62L61 253V259L60 260H56L55 261V264H63V263H67V264H73L74 263V264H76L78 262V256L76 254H74L71 250L73 248L81 249V248L86 247L88 245V243L85 242L86 239H84L86 237L88 238V236H83L82 235L80 238H77V241H75L74 239H72L70 237V240H68V242L64 238H62L63 239L62 240V239H60V238L58 239L56 237L57 240H54L52 238ZM204 236H207L209 238L208 241H205L204 242L205 243V246H207V244L211 242L212 237L205 230L202 231L201 233H198V237H199L200 241H201V238L204 237ZM256 236H258V238ZM49 239H51V240L49 241V243H47V241ZM153 240H155V239H153ZM57 241H59V243L56 244L55 242H57ZM168 241H170V242H168ZM63 242H64V244H63ZM120 243H122V244H120ZM135 244H136V246H135ZM148 244H149V246H148ZM53 245H56V246H54V248H53ZM161 248L165 249V251L164 252H161L160 251ZM106 253L107 252H106V248L105 247L104 248H100V249H98L97 247H94L92 249L87 250L86 253L81 252L80 254L81 255L89 254L90 256L93 257L90 261H88V263H86V264H89L93 260H95L96 263H99L101 261L109 262L107 260V258H106ZM178 255H179V253H178ZM134 256H136V255H134ZM68 258L70 260H68ZM146 258H148V256L144 257L143 258L144 260H140L138 263H134V264H146V261H145ZM71 261H73V262L70 263Z\"/></svg>",
  "mask_w": 264,
  "mask_h": 264
},
{
  "label": "snow or ice",
  "instance_id": "obj_3",
  "mask_svg": "<svg viewBox=\"0 0 264 264\" xmlns=\"http://www.w3.org/2000/svg\"><path fill=\"white\" fill-rule=\"evenodd\" d=\"M220 5L221 0H214V2L209 7H207L206 15H204L203 17L204 24H207L208 21L217 14V9L220 7ZM101 22L104 23L103 20H101ZM104 26L107 27V24L105 23ZM0 35L5 37L11 36L13 40H17L21 44L27 43L25 40L21 39V37L17 35L15 31H3L0 32ZM27 47H29L33 52H35L36 55L40 56V53L30 43H27ZM40 58L44 59L43 56H40ZM65 59L68 60L67 55H65ZM68 62L69 64H72L71 60H68ZM52 67L56 68V65L53 64ZM72 67L76 69L77 74L80 75L81 79H83L84 77L82 74H80V69H78L75 64H72ZM56 71L59 73V76L62 77L64 81H67L69 83L71 82L69 76L66 75L59 68H56ZM219 83L221 85H228L229 81L220 80ZM0 86H2L3 89L2 91H0V106L9 105L14 101L23 99V97L20 96L15 87L11 85L2 75H0ZM27 87L29 90L34 91L31 83H28ZM181 87H184V85H181ZM236 87H239V85H236ZM220 91L225 97L230 96V93L226 92L223 88H221ZM28 94H31V91L28 92ZM232 99L237 102H233L230 106H226L224 110H222L216 116V120H220L233 112L241 113L249 106H252L257 102L264 103V82L259 85L258 90L252 95H249L248 93H243V95H236L232 97ZM211 122L215 123V121ZM236 123L239 124L240 121L236 120ZM189 135H191V133H189ZM185 139H187V137H185ZM91 150L92 146H89V151ZM40 151L43 152V149L41 148ZM105 151L107 155L103 159L98 160L95 166L90 167L83 164L80 165L83 173L85 174L80 175L79 180L76 177L70 175L69 180L66 182V190L68 193L69 202H71V200L73 199V188L77 185L79 181L87 183L88 180H91L93 176H95L98 172L102 171L104 168L107 167L109 163L112 162L111 157H114L116 153L111 148H106ZM32 155L35 156V153H32ZM157 155H159V152H157ZM5 158L10 160L12 164H15L16 162L15 159H13L11 156H8L7 153H5L3 157H0V162H3V159ZM44 159L47 160V157H45ZM40 162L41 161L38 160L35 161V163L37 164ZM31 166V164H28L25 168L21 169V171H27V168ZM5 167H8L7 164H5ZM3 174L5 175L6 179L4 180V182H0V189H3L8 183V179H10L8 173ZM17 174L18 173L15 171L11 172L12 176H15ZM251 182L258 183L260 189H264V181L261 180V177L253 176L251 178ZM253 193L254 189L249 186L248 182H246L241 187V193L238 194L237 200L231 201V203L235 204L237 208H239L241 201H243L244 203H249V197ZM41 203L43 202L41 201ZM56 203L60 205V207L55 210L56 215H59L60 211L64 207H66V205L60 204L59 196L56 197ZM249 208H251L250 203ZM200 210L202 212L204 211L203 208H201ZM41 211H43V209H41ZM44 216L45 221L54 218L51 214L46 211L44 212ZM20 218L21 217L19 213L15 214L14 216H0V229L7 230L9 233L8 239H5L3 235H0V264H37V257L38 255H40V253H38L33 248L34 237L37 236V230H33L30 233H25L21 235L16 230L15 226H13V228L9 230L7 223H5L7 221L12 220L18 221L20 220ZM253 219L254 217L250 212L246 213V218H242L241 211H235L233 215L223 218V232L218 237L212 238L211 242L208 243L207 246H205L204 242L208 241L209 238L207 236H204L201 238L200 242L193 241L190 246L185 247L182 245L179 249H167V251L170 252L174 257L172 264H223L224 257L231 250L232 246L235 245L236 242L240 239L241 228L243 226H247L249 222H251ZM44 227L45 223L42 222L39 225V230L43 231ZM196 228L197 231H206V229H201V226L199 224L196 225ZM84 231H87V229L85 228ZM180 231L184 233L185 229L181 228ZM182 239L185 241H190L192 240V237L185 234L182 236ZM57 243H59V241H57ZM45 251L52 252L53 249L51 245H49V248ZM160 251L164 252L165 249L161 248ZM64 255L67 256L68 252H64ZM39 264H55V260L51 258L41 259L39 261ZM146 264H168V261L163 258L154 259L152 257H148L146 258ZM234 264H242V262L235 261Z\"/></svg>",
  "mask_w": 264,
  "mask_h": 264
}]
</instances>
